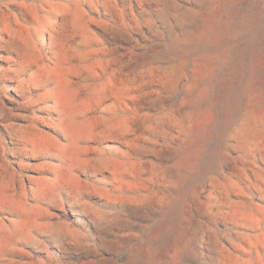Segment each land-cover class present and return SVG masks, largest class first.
Segmentation results:
<instances>
[{"label":"rangeland","instance_id":"374dc122","mask_svg":"<svg viewBox=\"0 0 264 264\" xmlns=\"http://www.w3.org/2000/svg\"><path fill=\"white\" fill-rule=\"evenodd\" d=\"M0 264H264V0H0Z\"/></svg>","mask_w":264,"mask_h":264}]
</instances>
